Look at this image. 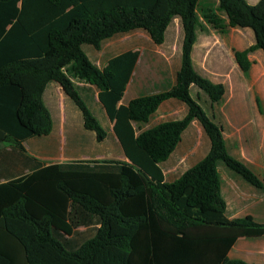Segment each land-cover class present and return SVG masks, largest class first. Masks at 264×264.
Here are the masks:
<instances>
[{"label": "trees", "instance_id": "16d2710c", "mask_svg": "<svg viewBox=\"0 0 264 264\" xmlns=\"http://www.w3.org/2000/svg\"><path fill=\"white\" fill-rule=\"evenodd\" d=\"M202 21L253 31L252 45L234 49L247 75L248 55L264 51V0H0V264H250L227 251L239 236L264 234V223L227 217L218 164L263 183L191 95L195 85L217 103L226 92L193 65ZM137 46L164 50L173 83L120 103ZM101 51L112 53L102 66ZM51 82L82 116L84 131L66 135L64 149L96 145L91 160L45 164L29 153L61 151L43 101ZM198 140L208 152L180 166ZM109 146L115 157L95 158Z\"/></svg>", "mask_w": 264, "mask_h": 264}, {"label": "crops", "instance_id": "0c3cea01", "mask_svg": "<svg viewBox=\"0 0 264 264\" xmlns=\"http://www.w3.org/2000/svg\"><path fill=\"white\" fill-rule=\"evenodd\" d=\"M248 2L251 3L249 0ZM232 29L251 30L250 28ZM125 39V37H122L120 39L113 40L105 47L106 49L114 48L115 46H119V44L122 43ZM197 41L198 36L192 50L193 65L199 73L209 78L214 83L224 84L226 88V92L222 99L224 100V98H226L227 96L228 86L230 88L232 87L235 91H237L240 87L239 77H235L232 72L235 70H242L235 59V55H232V63L229 66L225 65L224 60H221V58H224L223 52L222 54L219 53L217 58L218 60L215 61H210L208 55L205 56L206 58L202 55L201 65L196 66L194 59V50ZM253 43L254 40H252V42L248 46L252 45ZM143 48L140 46H137L135 48L139 49L140 55L120 103H127L129 100L143 94L167 90L172 86L173 67L171 65V60L169 56L164 52L163 49H161L160 47V49H158L157 47L155 51H158L159 54L162 56L160 64H155L153 65V67H151V57L148 55L147 59H145V62H143L144 65H142ZM172 49L174 53V51L176 50V46H173ZM104 52L105 51H101L98 54V60L96 61V63L100 66H102L101 58H105L108 54H110L109 51L105 53ZM114 53L115 52H113V54ZM110 55H112V53ZM248 58L250 61H252V66L248 73V75L252 78L251 85L258 86L260 89H264V51L262 49H256L248 55ZM149 68H152L153 70V77H149L147 79L143 72L148 70ZM194 89H196L195 94L197 97L193 94ZM190 92L191 95L199 103L200 100L204 98V95H206L195 85H191ZM126 96H129L128 100H126ZM239 96V94L233 93V106L236 105L235 100ZM95 99H98L97 95L95 96ZM222 100L220 102H217V104H222ZM43 101L46 107L49 109L53 121L55 123H58L59 127L54 126V128L57 127L59 129V135L61 136L62 143L61 151L59 154L49 153L47 151L42 150V147L40 146L31 148V150H29L28 145L24 143V146L26 147V149L29 150V153L45 164L52 162H66L71 159L85 160L87 158H90V155H93L96 152V145H92V149L88 148L87 150H81L77 148L75 144H72L70 142V146H67L68 150L64 149L63 145L66 142V135L70 138L76 137L78 134H74L75 132L81 134L84 130L82 127V116L80 110L77 108V106L73 103L72 100L66 98L61 86L54 82L49 83L43 92ZM226 103L227 101H225L224 105ZM203 108L206 110L205 107ZM235 108L236 110H238V107L235 106L234 109ZM172 113H176V111H173ZM207 113L209 114L208 111ZM235 114V110L234 112L229 114V122H237L238 119L235 117ZM209 116L216 123H218L215 118H213V116H211L210 114ZM100 117L104 118L105 113L100 112ZM261 120H263V116L260 114H255L254 117H251L250 114V117L246 119V121H248L249 123L254 121L258 122ZM243 121L245 120H242L240 122ZM258 130L256 131L255 127H248L247 125L239 127V130L235 132L234 139H232L231 144H228L227 138L223 131L226 146L229 153L235 158L244 162L259 177V179L263 183L262 187H256L249 183L247 180L235 174L233 171L224 167L222 164H218L217 168L220 174V193L224 201L226 202L225 213L229 219L251 215L256 222L264 223V138L261 137V135L264 136V130ZM247 138L252 139L249 140ZM207 152L208 146L198 140L195 145L187 152L185 157H183L179 161L178 164L180 166H189L190 164H194L198 162V160H200L202 157H204ZM117 153L118 149L116 147L109 146L107 149H104L102 151V154H98L95 158H111L115 157L114 155H117ZM105 154L108 156L105 157ZM187 158L188 161H186ZM116 159H123V157L118 155L116 156ZM171 170L175 171L176 167L172 168ZM27 172H29V170H26V173ZM6 177L7 176H3L1 181H5ZM219 232L220 235L228 233V231L222 227L219 228ZM227 256L232 259H241L250 264H264V234L254 236H239L234 242V244L227 251Z\"/></svg>", "mask_w": 264, "mask_h": 264}, {"label": "rangeland", "instance_id": "374dc122", "mask_svg": "<svg viewBox=\"0 0 264 264\" xmlns=\"http://www.w3.org/2000/svg\"><path fill=\"white\" fill-rule=\"evenodd\" d=\"M210 1V0H208ZM248 1V0H247ZM251 3L258 2L259 0H249ZM213 2V1H212ZM220 15L223 13L219 12ZM224 16V15H223ZM197 36L198 41L194 50V59L196 66L201 65L202 63V55L203 57L209 56L210 61L218 60L219 53H224V58L221 60L225 62V65L229 66L232 62L233 50L244 49L248 47V45L254 40L252 30L245 29H230L227 32H220L215 30L208 22L202 21L201 25L197 28ZM143 48V47H142ZM157 47L143 48L142 52V65L147 59L149 55L151 57V67L155 64H160L161 55L158 51H155ZM158 49H160L158 47ZM149 53V54H148ZM206 58V57H205ZM164 60V58H163ZM141 65V64H140ZM145 77L148 79L149 77H153V70L149 68L148 70L143 72ZM232 74L235 77H239L240 79V87L237 91H235L232 87L228 86L227 96L222 100V104L212 103L210 99L206 95L204 98L200 100V104L206 108L213 118L220 124L222 127L225 136L227 138L228 144H231L232 139H234L235 132L239 130V127L242 126H253L256 131L258 129L264 130V89H260L258 86L251 85L252 78L247 74V76L242 71H233ZM196 89L193 90V94L196 96ZM233 93L239 94L240 96L235 100L236 105L233 106L232 99ZM197 97V96H196ZM257 97L261 99V106L257 104ZM129 96H126V100H128ZM225 101L227 103L224 105ZM238 107V110L234 107ZM236 112L235 117L238 119L237 122L228 120L229 114L232 112ZM254 117L255 114H260L263 116V120L248 122L246 119L250 117ZM245 120L243 122H240ZM254 131V130H252ZM259 131V130H258ZM264 133V131H263ZM251 137V136H250ZM264 138L263 135H261ZM251 140L252 138H247ZM232 148V147H231ZM234 150V149H233ZM98 160H105L104 157L97 158ZM85 160H91L87 158ZM92 165L93 162H90ZM198 231H194L193 233H197Z\"/></svg>", "mask_w": 264, "mask_h": 264}]
</instances>
